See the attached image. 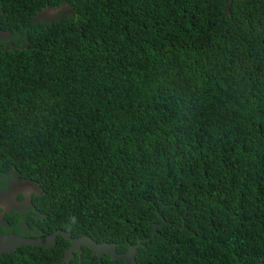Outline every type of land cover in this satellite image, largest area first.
Masks as SVG:
<instances>
[{
  "label": "trees",
  "instance_id": "16d2710c",
  "mask_svg": "<svg viewBox=\"0 0 264 264\" xmlns=\"http://www.w3.org/2000/svg\"><path fill=\"white\" fill-rule=\"evenodd\" d=\"M0 31V173L39 187L25 237L264 264V0H0ZM69 244L0 264H125L84 245L61 263Z\"/></svg>",
  "mask_w": 264,
  "mask_h": 264
},
{
  "label": "flooded vegetation",
  "instance_id": "af4514ba",
  "mask_svg": "<svg viewBox=\"0 0 264 264\" xmlns=\"http://www.w3.org/2000/svg\"><path fill=\"white\" fill-rule=\"evenodd\" d=\"M8 36V31H0V40L6 44H10ZM37 188L34 182L18 177L13 171L0 173V231L4 232L0 235H36V226L29 228L22 212L32 209L31 199L39 193Z\"/></svg>",
  "mask_w": 264,
  "mask_h": 264
},
{
  "label": "water",
  "instance_id": "95a60500",
  "mask_svg": "<svg viewBox=\"0 0 264 264\" xmlns=\"http://www.w3.org/2000/svg\"><path fill=\"white\" fill-rule=\"evenodd\" d=\"M154 230L155 228L153 229L152 234H154ZM57 234H60L63 238L68 239L71 242V245L64 251L63 260H66L68 256H70L72 249H76V247H78L80 244H85L92 251H96L99 254L101 252H107L113 258H122L125 261V264H133V254L135 252L136 245L139 244V242H136L135 244L129 245L128 249L124 253H115L112 250L113 244L96 243L89 237L84 235L78 238H72L69 236V233L57 229L52 233L41 237H24L13 233L2 234L0 235V254H2L3 252L12 251L15 247L22 244L33 246H52Z\"/></svg>",
  "mask_w": 264,
  "mask_h": 264
},
{
  "label": "clouds",
  "instance_id": "9594fccd",
  "mask_svg": "<svg viewBox=\"0 0 264 264\" xmlns=\"http://www.w3.org/2000/svg\"><path fill=\"white\" fill-rule=\"evenodd\" d=\"M62 3H65L66 5H68V3H66V2H60L59 4H57V5H55V6H46V7H44L43 9H41L40 11H38L34 16H33V21L34 22H43V23H46V22H50L51 20H49V21H46L47 19H49V18H44V17H42V16H39V20L40 21H35L34 20V18L41 12V11H43L44 9H46V8H56V7H58L59 5H61ZM68 7H69V5H68ZM69 9H70V12L68 13V14H60V15H58V16H56V17H54V18H58V17H60V16H63V15H70L71 13H72V11H71V8L69 7ZM53 18V19H54ZM45 20V21H44ZM38 187V186H37ZM39 188V187H38ZM162 223V222H161ZM161 223H159V224H157L156 226H158V225H160ZM155 228V227H154ZM66 232V231H65ZM52 233V232H51ZM68 233V232H67ZM154 233H155V230H154ZM50 234V233H49ZM153 235V234H152ZM45 236V235H44ZM70 236V235H69ZM81 236H83V235H81ZM84 236H87V235H84ZM25 237V236H24ZM39 237H41V236H39ZM78 237H80V236H78ZM78 237H72V238H78ZM87 237H89V236H87ZM90 238V237H89ZM91 239V238H90ZM68 240V239H67ZM92 240V239H91ZM94 241V240H93ZM55 242V241H54ZM70 242V241H69ZM94 242H96V241H94ZM96 243H108V242H96ZM54 244V243H53ZM108 244H113V246H112V250L115 252V250H114V243H108ZM71 245V242H70V244H69V246ZM81 245H84V246H86L87 248H89L87 245H85V244H80L78 247H76V249H72L71 250V254H70V256H68V258L66 259V260H68L69 258H71L72 257V255H73V251H75V252H77V254L79 255L80 254V247H81ZM68 246V247H69ZM38 247H40V246H38ZM45 247H49V246H45ZM68 247H66V248H68ZM66 248H65V250H66ZM128 249V248H127ZM64 250V251H65ZM89 250L91 251V253L92 254H96L98 257H100L101 255H103V254H108L107 252H101L100 254L99 253H97L96 251H92L90 248H89ZM135 251H136V248H135ZM125 252V251H124ZM124 252H122V253H124ZM116 253V252H115ZM108 255H110V254H108ZM134 255H135V252H134V254H133V264H134ZM111 256V255H110ZM64 257V256H63ZM112 257V256H111ZM113 258V257H112ZM116 259H121V260H123L122 258H116ZM62 260H63V258H62ZM61 260V263L63 262V261H66V260H63L62 261ZM123 262L125 263V261L123 260Z\"/></svg>",
  "mask_w": 264,
  "mask_h": 264
},
{
  "label": "rangeland",
  "instance_id": "374dc122",
  "mask_svg": "<svg viewBox=\"0 0 264 264\" xmlns=\"http://www.w3.org/2000/svg\"><path fill=\"white\" fill-rule=\"evenodd\" d=\"M69 12H70V9H69L68 5H66L65 3H62L61 5H59L56 8L50 7V8L44 9L34 18V20L40 21L39 16H42L44 18H49L46 20V21H49V20L53 19L54 17H56L60 14H68ZM37 191H39V188H37Z\"/></svg>",
  "mask_w": 264,
  "mask_h": 264
}]
</instances>
